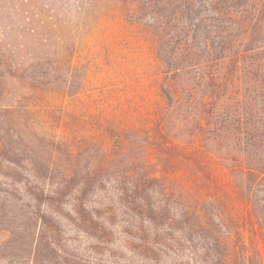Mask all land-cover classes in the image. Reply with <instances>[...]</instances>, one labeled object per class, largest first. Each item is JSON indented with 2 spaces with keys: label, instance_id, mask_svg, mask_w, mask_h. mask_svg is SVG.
Returning <instances> with one entry per match:
<instances>
[{
  "label": "trees",
  "instance_id": "1",
  "mask_svg": "<svg viewBox=\"0 0 264 264\" xmlns=\"http://www.w3.org/2000/svg\"><path fill=\"white\" fill-rule=\"evenodd\" d=\"M137 2L150 16L146 27L157 39L166 114L175 116L177 129L203 135L211 150L196 149L195 142H171L161 123L143 130L146 145L160 153L161 168H173V175L187 179L169 188L147 166L142 185L126 184L131 175L119 174L110 164V158L124 152L120 141L112 152H102L104 162L97 167L103 173L97 176L81 165V153L62 141L65 166L61 171L44 168L51 189L43 200L34 199L36 211L23 218L24 233L18 238L30 237V226L39 223L35 262L41 246L60 249L61 221L100 248L112 241L117 218L133 215L138 223L127 227L137 234L145 256L185 258L174 264H263L258 244L264 249V0ZM188 146L197 151H187ZM206 158L220 163L230 179L220 182ZM7 161L15 175L19 165ZM34 178L39 182L43 177ZM9 179L12 186L15 180ZM22 191L11 187L6 196L20 201ZM246 227L253 236L249 246Z\"/></svg>",
  "mask_w": 264,
  "mask_h": 264
},
{
  "label": "rangeland",
  "instance_id": "2",
  "mask_svg": "<svg viewBox=\"0 0 264 264\" xmlns=\"http://www.w3.org/2000/svg\"><path fill=\"white\" fill-rule=\"evenodd\" d=\"M149 17L138 9L137 0H0V264L185 261L172 254L145 256L137 234L127 227L137 225L133 215L118 217L112 241L100 248L61 221L60 249L41 246L35 262L39 223L30 226V237L18 238L24 233L23 218H32L36 201L51 189L44 168L61 171L65 166L62 141L81 153V165L95 176L103 173L97 167L104 162L102 152H112L120 141L124 152L110 158V164L119 174L131 175L126 184L142 185V168L147 166L169 188L187 179L173 175V168H161L160 153L146 145L143 130L161 123L171 142H195L194 148L211 150L203 135L177 129L175 116L166 114L170 112L160 95L164 68L156 55L157 39L146 27ZM8 159L19 165L15 175ZM205 161L220 182L230 179L220 163ZM34 175L43 178L38 182ZM9 176L15 180L12 186ZM11 187H29L30 193L20 192L17 201L6 196ZM43 212L42 201L41 216ZM247 228L243 233L249 246L253 236ZM258 248L264 264V249L261 244Z\"/></svg>",
  "mask_w": 264,
  "mask_h": 264
}]
</instances>
